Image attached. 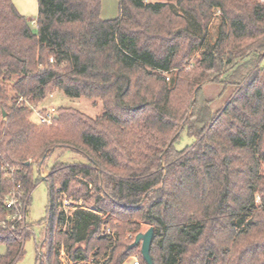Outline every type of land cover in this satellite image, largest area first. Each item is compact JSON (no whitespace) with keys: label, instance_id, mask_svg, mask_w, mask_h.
<instances>
[{"label":"trees","instance_id":"1","mask_svg":"<svg viewBox=\"0 0 264 264\" xmlns=\"http://www.w3.org/2000/svg\"><path fill=\"white\" fill-rule=\"evenodd\" d=\"M174 1L182 13L168 2L119 0V17L103 20L101 0H37L32 30L12 0H0V264L17 263L32 232L7 222L17 213L7 198L29 207L34 168L60 148L86 163L42 178L47 264H61L59 247L74 263L95 249L97 263L123 264L137 247L120 240L141 223L154 228L153 264H264V0ZM218 13L215 44L188 68ZM212 83L221 96L234 89L215 112L203 96ZM53 88L100 99L102 114L63 109L54 127L37 128L30 106ZM184 131L194 142L178 150ZM74 183L96 212L59 211L58 195L74 197ZM109 213L115 219L105 221ZM115 222L114 236L104 234Z\"/></svg>","mask_w":264,"mask_h":264},{"label":"rangeland","instance_id":"2","mask_svg":"<svg viewBox=\"0 0 264 264\" xmlns=\"http://www.w3.org/2000/svg\"><path fill=\"white\" fill-rule=\"evenodd\" d=\"M17 10L27 18L29 26L32 30L37 29L36 22L38 15V2L37 0H12ZM103 4V15L106 17L112 18L116 17L118 14V4L116 0H101ZM153 2H168L176 6L174 0H152ZM175 9L178 12H181L180 9L176 6ZM182 13V12H181ZM192 16L188 15V20L191 23V30L200 33L199 28L195 24L194 20L191 19ZM221 24L220 14L218 13L213 17L211 22L208 25V32L205 36L204 43L199 50L194 52L188 60L189 66L191 68L205 53L208 52V47L213 46L217 40L219 34V27ZM261 65L264 66V59L261 61ZM187 69V68H186ZM178 70L173 71L168 74L172 79L177 76ZM19 76H14V82L17 81ZM12 82L10 86L14 83ZM172 80L170 81V83ZM223 86L221 84H209L203 88V96L205 99L211 100V109L213 112L222 109L225 103L228 101L229 97L233 94L234 89H227V91L221 96ZM34 107L45 109V108H54L57 111V116L63 109L77 111L86 117L95 119L102 114L103 105L100 99H89L85 97L73 98L66 95L62 90L58 88H53L48 96L43 99L39 104L33 105ZM56 118V119H58ZM29 121L36 126L37 128L42 127L38 122L37 118L33 114L29 117ZM48 128L54 127L55 123L46 125ZM194 140L190 138L186 131L181 135L180 142L177 145L178 150H184L186 146L192 144ZM31 161V160H30ZM86 163L85 158L67 149H57L53 156L44 164L40 169L34 168V178L37 181L36 185L31 193L30 205L28 207L27 215V224L32 226V232L30 238L25 241L23 247V256L15 264H38L39 259H43V263L47 264V246L43 243L44 233L42 225L39 224L46 217V210L49 202V188L47 182L42 180V178L47 179L52 171L61 172L66 166L70 164H81ZM118 171L122 174H125V168H120ZM92 189V186H90ZM58 190V187H57ZM78 190H84L83 185L79 183L72 184V190L74 192V197H71L70 193L59 194L58 204L59 211L64 212L67 216H70L77 208H83L89 211L96 212V208L93 206V202L84 201L80 197ZM105 221H110L115 219L110 213L105 215ZM118 223H114V228L110 226V223L106 226H103V233L114 236L116 229L118 228ZM150 226L145 223H141L140 233L146 232ZM66 229V228H64ZM63 229V230H64ZM59 232V228L55 229V233ZM135 236L131 233H126L125 237L120 240L122 243L133 244ZM116 242V240H114ZM119 242V243H120ZM114 247V246H113ZM110 248V250L113 249ZM94 249L92 252L88 253L89 259L88 262H78L74 263L71 261L69 254L63 247H59L58 260L61 264H102L105 259L100 260V263H97L96 258L94 257ZM141 252V245L133 250L131 255L124 261L123 264H133V258L139 257ZM6 253V247L4 244L0 243V255ZM53 262V261H52Z\"/></svg>","mask_w":264,"mask_h":264},{"label":"built area","instance_id":"3","mask_svg":"<svg viewBox=\"0 0 264 264\" xmlns=\"http://www.w3.org/2000/svg\"><path fill=\"white\" fill-rule=\"evenodd\" d=\"M36 25V22H34ZM167 81H170V76L167 77ZM24 100L21 99L20 103ZM33 110V114L37 118L38 122L41 125H49L52 124L57 116V111L54 108H45L40 109L37 107H34L33 105L30 106ZM1 170L5 171L4 167H0ZM15 169H13V172ZM7 207L10 209H14L17 211L15 215L9 216L7 218V222L12 223V228H14L17 224H22V226L25 227L27 223V215H28V207L26 205H23L19 202V199L12 194L7 198ZM2 225H5V222L2 223ZM133 264H139V258L134 257L133 258Z\"/></svg>","mask_w":264,"mask_h":264},{"label":"water","instance_id":"4","mask_svg":"<svg viewBox=\"0 0 264 264\" xmlns=\"http://www.w3.org/2000/svg\"><path fill=\"white\" fill-rule=\"evenodd\" d=\"M3 116H5V113H3ZM56 118H58V116H56ZM153 238H154V228L150 227L146 232L137 234L133 244H131L130 246V248H133L141 245V254L146 264H153L150 254Z\"/></svg>","mask_w":264,"mask_h":264},{"label":"crops","instance_id":"5","mask_svg":"<svg viewBox=\"0 0 264 264\" xmlns=\"http://www.w3.org/2000/svg\"><path fill=\"white\" fill-rule=\"evenodd\" d=\"M117 1V4H118V14L116 17H113V19H116L119 17L120 15V6H119V0H116ZM102 9H103V4H102ZM101 17L103 20H113L112 18H109V17H106L105 15H103V11L101 10Z\"/></svg>","mask_w":264,"mask_h":264}]
</instances>
